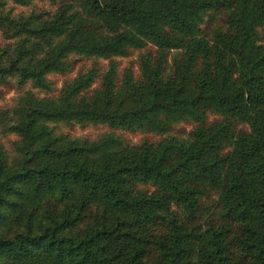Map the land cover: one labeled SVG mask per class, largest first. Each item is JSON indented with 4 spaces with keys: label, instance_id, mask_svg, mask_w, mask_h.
Segmentation results:
<instances>
[{
    "label": "trees",
    "instance_id": "1",
    "mask_svg": "<svg viewBox=\"0 0 264 264\" xmlns=\"http://www.w3.org/2000/svg\"><path fill=\"white\" fill-rule=\"evenodd\" d=\"M70 1L46 21L0 12L16 40L0 84L21 93L13 156L0 150V264H264V0ZM142 47L118 75L110 58ZM70 54L109 61L53 98L30 92L70 72ZM180 122L186 137L167 133Z\"/></svg>",
    "mask_w": 264,
    "mask_h": 264
},
{
    "label": "rangeland",
    "instance_id": "2",
    "mask_svg": "<svg viewBox=\"0 0 264 264\" xmlns=\"http://www.w3.org/2000/svg\"><path fill=\"white\" fill-rule=\"evenodd\" d=\"M73 5L70 0H0V12L8 13L11 17H25L30 14L39 15L40 19H49L52 13H54L61 4ZM15 39L6 38L0 32V48L5 45H13ZM145 48V47H144ZM127 49L128 52L125 56L111 57L115 63L116 71L119 75L121 70L125 67L131 69L133 73L137 72V59L138 56L143 54L145 49ZM147 49V48H146ZM67 59L74 60L73 68L68 73L47 72L45 74V80L48 82V90L30 88L32 92L38 98L55 97L60 90L63 83L70 81L79 70H84L90 67L91 64L100 70H102L108 63L109 59H89L80 57L77 54H70ZM15 84V82H13ZM10 82V86L0 84V150L5 153H9L8 158L13 156L10 149L11 142L15 140V136L5 130L4 124L7 123L8 118L11 116V108L14 106L15 98H18L21 93L17 92L15 85ZM29 84L22 86L24 89H28ZM214 116L208 115V121L213 120ZM240 122L234 123L239 128L243 125ZM55 135H66L68 137L94 139L104 132H110L116 134L121 140L127 143L136 144L142 140L147 142H154L159 139V136L151 132H127L117 129L108 128L102 124L85 123L79 124L76 122H47ZM191 129V125L186 122L175 123L171 129L167 132L170 135L177 137H186ZM10 151V152H9ZM1 155V154H0Z\"/></svg>",
    "mask_w": 264,
    "mask_h": 264
}]
</instances>
